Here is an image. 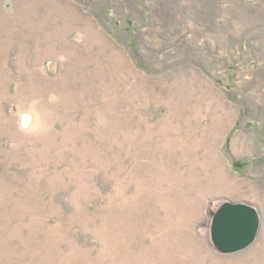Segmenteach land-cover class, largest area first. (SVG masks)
I'll use <instances>...</instances> for the list:
<instances>
[{
  "label": "rangeland",
  "instance_id": "1",
  "mask_svg": "<svg viewBox=\"0 0 264 264\" xmlns=\"http://www.w3.org/2000/svg\"><path fill=\"white\" fill-rule=\"evenodd\" d=\"M0 264H264V0H0Z\"/></svg>",
  "mask_w": 264,
  "mask_h": 264
},
{
  "label": "water",
  "instance_id": "2",
  "mask_svg": "<svg viewBox=\"0 0 264 264\" xmlns=\"http://www.w3.org/2000/svg\"><path fill=\"white\" fill-rule=\"evenodd\" d=\"M261 215L258 209L246 202L226 201L213 218L212 240L223 254L243 251L258 239Z\"/></svg>",
  "mask_w": 264,
  "mask_h": 264
},
{
  "label": "bare ground",
  "instance_id": "3",
  "mask_svg": "<svg viewBox=\"0 0 264 264\" xmlns=\"http://www.w3.org/2000/svg\"><path fill=\"white\" fill-rule=\"evenodd\" d=\"M39 4V3H38ZM10 44V43H9ZM25 118V117H24ZM23 118V119H24ZM23 121V120H22ZM64 121V120H63ZM24 125V124H23ZM126 126V125H125ZM178 155V154H177ZM41 161V160H40ZM53 173V172H52ZM141 180V179H140ZM168 187V186H167ZM195 195V194H194ZM123 212V211H122ZM153 221V220H152ZM9 227V226H8ZM168 245V244H167ZM164 249V248H163ZM257 255V254H256Z\"/></svg>",
  "mask_w": 264,
  "mask_h": 264
}]
</instances>
